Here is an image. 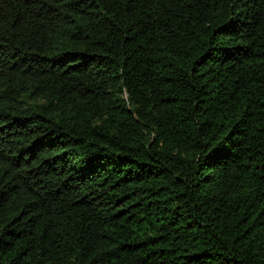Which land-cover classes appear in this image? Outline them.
<instances>
[{
  "label": "trees",
  "instance_id": "1",
  "mask_svg": "<svg viewBox=\"0 0 264 264\" xmlns=\"http://www.w3.org/2000/svg\"><path fill=\"white\" fill-rule=\"evenodd\" d=\"M0 264H264V0H0Z\"/></svg>",
  "mask_w": 264,
  "mask_h": 264
}]
</instances>
